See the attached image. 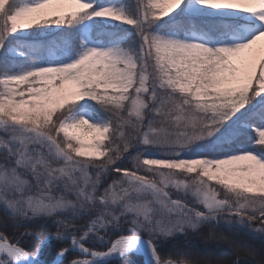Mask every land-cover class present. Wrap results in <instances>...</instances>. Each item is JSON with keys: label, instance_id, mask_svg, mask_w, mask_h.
Returning <instances> with one entry per match:
<instances>
[{"label": "snow or ice", "instance_id": "snow-or-ice-1", "mask_svg": "<svg viewBox=\"0 0 264 264\" xmlns=\"http://www.w3.org/2000/svg\"><path fill=\"white\" fill-rule=\"evenodd\" d=\"M0 210V264L264 240V0H0Z\"/></svg>", "mask_w": 264, "mask_h": 264}, {"label": "trees", "instance_id": "trees-1", "mask_svg": "<svg viewBox=\"0 0 264 264\" xmlns=\"http://www.w3.org/2000/svg\"><path fill=\"white\" fill-rule=\"evenodd\" d=\"M3 211L0 210V219ZM36 231H46L42 223L35 225ZM9 230L11 225L9 224ZM54 231V229H52ZM228 237L227 240L221 237ZM231 242V243H230ZM238 247L239 251L235 248ZM179 248L188 252L200 264H232L239 256V264H255L261 255H264V240L252 238L248 233L235 231L223 222L220 224H205L198 231H189L186 235H179L165 244L164 250ZM249 249H254L256 256L248 254ZM139 261L141 258L133 257Z\"/></svg>", "mask_w": 264, "mask_h": 264}]
</instances>
